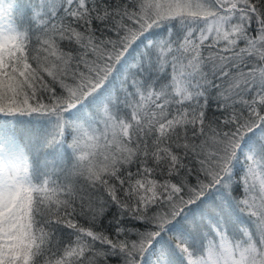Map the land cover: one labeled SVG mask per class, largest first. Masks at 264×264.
I'll list each match as a JSON object with an SVG mask.
<instances>
[{"label":"snow or ice","instance_id":"snow-or-ice-1","mask_svg":"<svg viewBox=\"0 0 264 264\" xmlns=\"http://www.w3.org/2000/svg\"><path fill=\"white\" fill-rule=\"evenodd\" d=\"M264 264V0H0V264Z\"/></svg>","mask_w":264,"mask_h":264},{"label":"trees","instance_id":"trees-1","mask_svg":"<svg viewBox=\"0 0 264 264\" xmlns=\"http://www.w3.org/2000/svg\"><path fill=\"white\" fill-rule=\"evenodd\" d=\"M110 264H115V261L114 260H110Z\"/></svg>","mask_w":264,"mask_h":264}]
</instances>
